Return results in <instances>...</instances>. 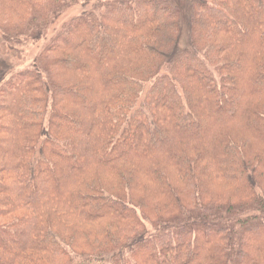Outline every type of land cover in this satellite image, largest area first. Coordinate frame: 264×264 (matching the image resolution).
Returning <instances> with one entry per match:
<instances>
[{"label":"trees","instance_id":"16d2710c","mask_svg":"<svg viewBox=\"0 0 264 264\" xmlns=\"http://www.w3.org/2000/svg\"><path fill=\"white\" fill-rule=\"evenodd\" d=\"M0 264H264V0H0Z\"/></svg>","mask_w":264,"mask_h":264},{"label":"rangeland","instance_id":"374dc122","mask_svg":"<svg viewBox=\"0 0 264 264\" xmlns=\"http://www.w3.org/2000/svg\"><path fill=\"white\" fill-rule=\"evenodd\" d=\"M81 11L82 8L77 6L74 9L68 11L63 17L69 19L73 16L79 15ZM36 47L37 45H28L26 48H24L23 54L16 57V61L20 66H26V64L34 57V55L37 53Z\"/></svg>","mask_w":264,"mask_h":264}]
</instances>
